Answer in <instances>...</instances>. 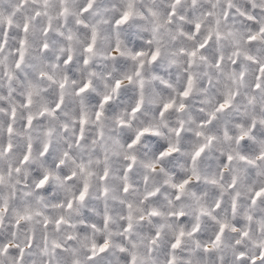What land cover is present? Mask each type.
Wrapping results in <instances>:
<instances>
[{
  "label": "snow or ice",
  "instance_id": "obj_1",
  "mask_svg": "<svg viewBox=\"0 0 264 264\" xmlns=\"http://www.w3.org/2000/svg\"><path fill=\"white\" fill-rule=\"evenodd\" d=\"M0 264H264V0H0Z\"/></svg>",
  "mask_w": 264,
  "mask_h": 264
}]
</instances>
